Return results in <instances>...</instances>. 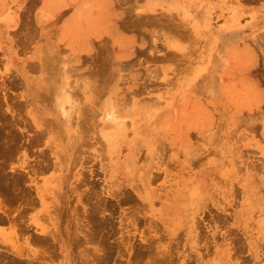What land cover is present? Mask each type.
<instances>
[{
  "label": "rangeland",
  "instance_id": "rangeland-1",
  "mask_svg": "<svg viewBox=\"0 0 264 264\" xmlns=\"http://www.w3.org/2000/svg\"><path fill=\"white\" fill-rule=\"evenodd\" d=\"M219 2L213 25L239 19L229 48L219 27L192 39L166 9L131 5L91 63L50 72L33 113L0 61V160L44 161L2 167L0 186L66 264H264V0ZM27 29L0 19V43L11 34L24 51ZM225 50L202 94L200 74Z\"/></svg>",
  "mask_w": 264,
  "mask_h": 264
},
{
  "label": "crops",
  "instance_id": "crops-1",
  "mask_svg": "<svg viewBox=\"0 0 264 264\" xmlns=\"http://www.w3.org/2000/svg\"><path fill=\"white\" fill-rule=\"evenodd\" d=\"M131 5L166 9L171 16H175L176 23L179 20L183 24L185 36L192 39H208L212 35V27L238 24L239 20L237 16L232 15L227 19L228 23L213 25L214 13L217 14L224 6L219 0H0V7L10 8L0 14V19L10 22L11 29L22 22H25L27 27L33 24L37 29L35 36L30 35L27 29L24 51L18 48L11 34L7 43H0V61L3 60L1 70L11 74L14 79L21 76L22 95L24 101L30 103V112H34L32 103L37 101L35 97L40 94V88L51 93L47 84L50 72L77 69L78 63H91V59L98 56L100 42L113 37L116 26L118 29L124 27L125 17L129 14ZM232 9L239 10L235 5ZM198 11L201 12L200 15L197 14ZM175 26L173 27L177 30V24ZM245 31L247 35L242 37H248L249 31ZM67 65L73 67L68 68ZM14 92H9L11 99ZM18 92L16 90L15 94H19ZM43 162L34 159L0 160V173L17 175V168L42 166ZM2 167H5L3 172ZM42 177L44 179L49 175L43 172ZM28 216L26 210H19L17 201L12 200L11 195L5 193L0 186V264H66L65 257L51 253L50 239H46L45 244L41 240L39 242L38 237H43L45 233L28 226ZM17 230H22L24 238L20 237V233H14ZM14 238L17 242H14ZM35 239L38 241L35 242ZM14 243L17 244L16 247ZM38 248L43 249L40 251ZM39 252L46 255L39 257Z\"/></svg>",
  "mask_w": 264,
  "mask_h": 264
},
{
  "label": "bare ground",
  "instance_id": "bare-ground-1",
  "mask_svg": "<svg viewBox=\"0 0 264 264\" xmlns=\"http://www.w3.org/2000/svg\"><path fill=\"white\" fill-rule=\"evenodd\" d=\"M92 2V1H91ZM193 2V1H192ZM50 3H51V1H50ZM89 3V2H88ZM182 3V2H181ZM197 3V2H196ZM199 3V2H198ZM201 3V2H200ZM172 4V3H171ZM175 5H177L176 3H174ZM179 4V3H178ZM188 4V3H187ZM205 5H207V4H205ZM210 6V5H209ZM212 6V5H211ZM190 7V6H189ZM192 7V6H191ZM206 7V6H205ZM194 8V7H193ZM208 8V7H207ZM211 8V7H210ZM128 11V10H127ZM82 12V11H81ZM196 12V11H195ZM199 13H201L200 11H198ZM197 12V14H199ZM203 13V12H202ZM206 13V12H205ZM204 15V14H203ZM207 16V15H206ZM74 17V16H73ZM71 18V17H70ZM81 18V17H80ZM206 18V17H205ZM201 19V18H200ZM91 20V19H90ZM195 20V19H194ZM70 21V20H69ZM201 21V20H200ZM202 21H203V19H202ZM89 22V21H88ZM208 22H209V20H208ZM92 22H90V24H91ZM97 22L95 21V24H96ZM93 24V23H92ZM92 27H93V25H92ZM176 27V26H175ZM204 27V26H203ZM240 29V27H238V26H234V25H228V26H225V27H219V28H217V29H215V31H216V34H215V31H214V35L216 36V39H217V41H218V45L221 43H223V45H224V49H225V47L226 48H229L228 47V45L230 46V44H232L233 42H234V40H232V39H234V32H236L237 30H239ZM93 31V30H92ZM94 32H95V30H94ZM184 33V32H183ZM50 34V33H49ZM207 34V33H206ZM205 35V34H204ZM203 36V35H202ZM212 36V35H211ZM210 36V37H211ZM215 36H213L214 38H215ZM208 37V36H207ZM209 37V38H210ZM202 38V37H201ZM206 38V37H205ZM203 39V38H202ZM129 40V39H128ZM212 40V39H211ZM203 41V40H202ZM207 41V40H206ZM205 42V41H204ZM203 42V43H204ZM208 42H210L209 41V39H208ZM208 42H206V43H208ZM223 49V50H224ZM225 52H226V50L225 51H223V52H218L217 54H215V52H212L210 55H211V57H210V64H209V66H208V64H207V66L205 67V69L202 71V73L200 74V77H204V80L202 81V83H203V85H202V87L200 88V90H199V92H203L202 94H205V95H213L214 94V89L217 87V83H218V81H219V73L223 70V68L226 66V64H227V62H226V54H225ZM200 73V72H199ZM200 77H199V79H197L196 80V82L198 83V81L200 80ZM108 100V99H107ZM109 101V100H108ZM111 102H112V100H111ZM108 103V102H107ZM176 106V105H175ZM220 106V105H219ZM112 107H114V106H112ZM109 108V107H108ZM114 109V108H113ZM220 109V108H219ZM132 110V109H131ZM113 112V111H112ZM117 112V111H116ZM225 113V112H224ZM108 114V113H107ZM111 114V113H110ZM221 116V115H220ZM228 118V117H227ZM237 119V118H236ZM115 120V119H114ZM225 120V119H224ZM229 120V119H228ZM242 120V119H241ZM237 121H239V120H237ZM230 122V121H229ZM225 123V122H224ZM226 125V124H225ZM252 126V125H251ZM123 127V126H122ZM230 128V127H229ZM12 130V129H11ZM123 130V129H122ZM106 131V130H105ZM164 131H166V130H164ZM109 134V133H108ZM226 135H228V134H226ZM157 137V136H156ZM1 138V137H0ZM139 140H140V138H139ZM160 140V139H159ZM5 142H6V140H4ZM158 142V141H157ZM214 143V142H213ZM8 144H10V143H8ZM225 144V143H224ZM13 145V144H12ZM159 145V144H158ZM8 146V145H7ZM10 146V145H9ZM215 147V146H214ZM5 148V147H4ZM8 148H10V147H8ZM188 148V147H187ZM215 149V148H214ZM8 150V149H7ZM10 150V149H9ZM11 151H13V148H12V150ZM191 151V150H190ZM196 151V150H195ZM6 152V151H5ZM192 152V151H191ZM113 155V154H112ZM193 155H194V153H193ZM196 159V158H195ZM197 160V159H196ZM239 160V159H238ZM262 160V159H261ZM243 161V160H242ZM234 162H237V161H234ZM243 162H245V161H243ZM260 162V161H259ZM264 162V161H263ZM253 163V162H252ZM257 163V162H256ZM225 164V163H224ZM227 164V163H226ZM225 164V165H226ZM1 165H3V164H1ZM229 165V164H228ZM247 165V164H246ZM249 165V164H248ZM1 167V166H0ZM241 168V167H240ZM247 168H249V167H247ZM263 168V167H262ZM243 171V170H242ZM245 171V170H244ZM264 172V171H263ZM239 173V172H238ZM260 173V172H259ZM155 174V173H154ZM153 174V175H154ZM236 174V173H235ZM5 175V174H4ZM152 175V176H153ZM0 176H2L1 175V173H0ZM156 177V176H155ZM5 179V178H4ZM3 179V180H4ZM153 179V178H152ZM15 180H17V179H15ZM155 180V179H154ZM154 180H153V182H154ZM222 180H224V179H222ZM0 181H1V179H0ZM10 181L11 180H9V183H10ZM150 181H152V180H150ZM221 181V180H220ZM2 182V181H1ZM7 182V181H6ZM12 182V181H11ZM223 182V181H222ZM13 183H15L14 181H13ZM7 184V183H6ZM16 184V183H15ZM9 185H11V184H9ZM14 185V184H13ZM223 185V184H222ZM16 186H18V185H16ZM224 186V185H223ZM225 186H227V184L225 183ZM243 187V186H242ZM8 188H10V187H8ZM224 188V187H223ZM14 188L12 187V190H13ZM16 189H17V187H16ZM237 189V188H236ZM235 189V190H236ZM228 189H226V191H227ZM238 190H239V188H238ZM264 190V189H263ZM14 191V190H13ZM238 192V191H237ZM250 192V191H249ZM235 193V192H234ZM236 194V193H235ZM247 194V193H246ZM247 196V195H246ZM207 198V197H206ZM257 198L258 197H255V200H257ZM218 199H220V198H218ZM259 199V198H258ZM263 199V198H262ZM222 200V199H221ZM254 200V201H255ZM260 200V199H259ZM223 201V200H222ZM176 203V202H175ZM263 203V204H262ZM262 203H260V202H258L257 204L259 205L258 207H259V209H260V211L262 212V213H264V202H262ZM217 204V203H216ZM249 205V204H248ZM170 206V205H169ZM171 207V206H170ZM224 207H225V205H224ZM182 212H183V207L181 206V203H179L176 207H175V215H177V214H179V215H181L182 214ZM188 212V211H187ZM186 212V213H187ZM51 213H53L52 211H51ZM177 213V214H176ZM55 214V213H54ZM57 214V213H56ZM175 215H173V216H175ZM184 215H185V213H184ZM227 215V214H226ZM56 216V215H55ZM182 216V215H181ZM58 217V216H57ZM11 218V217H10ZM51 218V217H50ZM186 219H187V217H185ZM13 219V218H12ZM48 219V218H47ZM98 219V218H97ZM213 219V218H212ZM11 220V219H10ZM97 221V220H96ZM99 221V223H100V219L98 220ZM11 222V221H10ZM58 222V221H57ZM98 223V222H97ZM188 223V222H187ZM244 223V222H243ZM12 224V223H11ZM14 224V223H13ZM16 224V223H15ZM17 227V226H16ZM12 228V227H11ZM19 228V227H18ZM18 228H16V229H18ZM2 229V228H1ZM9 230V229H8ZM12 230H14L13 228H12ZM19 230H20V228H19ZM64 231V230H63ZM11 232V231H10ZM18 232V230L16 231V232H14V233H17ZM21 232H22V230H21ZM21 232H18V233H20L19 235H22V236H20L21 238H24L23 236V234H21ZM11 233H13V232H11ZM54 233V232H53ZM17 235V234H16ZM46 235V234H45ZM45 235L43 236V237H36L35 236V238H37L38 240H39V242H40V240L45 244V241H46V239L47 240H49L50 238H47V236L48 237H50L49 235H47L46 237H45ZM18 236V235H17ZM32 236V235H31ZM39 236V235H38ZM15 237V236H14ZM33 237V236H32ZM55 237H57L56 235H55ZM55 237H54V239H55ZM16 238V237H15ZM15 238H14V242H17V240L15 241ZM19 238V237H18ZM20 238V239H21ZM37 239H35V242H37L38 240ZM58 239V238H57ZM235 239V238H234ZM11 240H12V237H11ZM22 240H24V239H22ZM58 241V240H57ZM18 242H19V239H18ZM22 242V241H21ZM52 243H53V241H52ZM243 243V242H242ZM22 244V243H21ZM239 244V243H238ZM238 244L236 245V246H238ZM14 245H15V243H14ZM17 245V244H16ZM16 245H15V247H16ZM241 245V244H240ZM239 245V246H240ZM35 246V245H34ZM55 246V245H54ZM238 246V247H239ZM26 247V246H25ZM39 247V246H38ZM47 247V246H46ZM237 247V248H238ZM40 248V247H39ZM38 248V249H39ZM52 248H54V247H52ZM43 249V248H42ZM41 249V250H42ZM55 249V248H54ZM40 250V249H39ZM38 250V251H39ZM40 250V251H41ZM53 251V250H52ZM55 251V250H54ZM54 251H53V253H54ZM43 252V251H42ZM46 252V251H45ZM17 253V252H16ZM40 253V252H39ZM38 253V255H39V257H40V255H44V254H42V253H40L39 254ZM36 254V253H35ZM31 255V254H30ZM46 255V254H45ZM88 256V255H87ZM44 257V256H43ZM50 257V256H49ZM86 257V256H85ZM87 258V257H86ZM85 258V259H86ZM248 262V261H247ZM18 264V263H17Z\"/></svg>",
  "mask_w": 264,
  "mask_h": 264
}]
</instances>
